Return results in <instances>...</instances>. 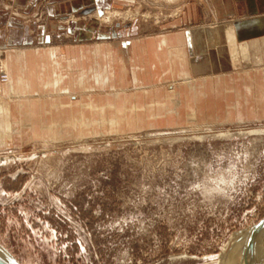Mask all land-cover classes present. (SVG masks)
<instances>
[{"label":"rangeland","instance_id":"rangeland-1","mask_svg":"<svg viewBox=\"0 0 264 264\" xmlns=\"http://www.w3.org/2000/svg\"><path fill=\"white\" fill-rule=\"evenodd\" d=\"M186 1L112 0L99 25L179 28ZM100 77L107 90L113 74ZM119 104L55 116L66 129L0 119V243L21 264H221L230 250L232 264H264V225L251 230L264 221V116L140 126Z\"/></svg>","mask_w":264,"mask_h":264},{"label":"crops","instance_id":"crops-1","mask_svg":"<svg viewBox=\"0 0 264 264\" xmlns=\"http://www.w3.org/2000/svg\"><path fill=\"white\" fill-rule=\"evenodd\" d=\"M111 4L9 0L0 6V63L11 77L0 80V119L7 113L19 133L39 129L44 118L66 129L63 123L85 110L97 117L105 101L109 111L120 102L125 111L136 105L140 126L264 116V0H188L175 20L179 28L154 33L102 31L99 20ZM102 69L113 74L104 91ZM166 81L178 84L168 90L161 86ZM55 116L66 120L59 126Z\"/></svg>","mask_w":264,"mask_h":264},{"label":"water","instance_id":"water-1","mask_svg":"<svg viewBox=\"0 0 264 264\" xmlns=\"http://www.w3.org/2000/svg\"><path fill=\"white\" fill-rule=\"evenodd\" d=\"M264 225V221L253 227L251 230H259ZM0 264H21V262L0 243Z\"/></svg>","mask_w":264,"mask_h":264},{"label":"bare ground","instance_id":"bare-ground-1","mask_svg":"<svg viewBox=\"0 0 264 264\" xmlns=\"http://www.w3.org/2000/svg\"><path fill=\"white\" fill-rule=\"evenodd\" d=\"M248 231V230H247ZM247 231H246V233H247ZM253 238V237H252ZM244 240V239H243ZM253 242H254V240H253ZM253 242L251 241V243H252V245H250L251 247L253 246ZM258 243V242H257ZM260 243H262L261 242V240H260ZM264 245V244H263ZM255 246V245H254ZM263 248H264V246H263ZM252 249V248H251ZM257 249V248H256ZM256 249H254V250H256ZM259 250H260V248H259ZM264 250V249H263ZM262 250V251H263ZM232 253H233V251L232 250H230V252L227 254V255H224L222 258H221V264H232V262H233V260H232ZM240 256H242L241 254H239ZM238 255V256H239ZM237 258H240V257H237Z\"/></svg>","mask_w":264,"mask_h":264},{"label":"built area","instance_id":"built-area-1","mask_svg":"<svg viewBox=\"0 0 264 264\" xmlns=\"http://www.w3.org/2000/svg\"><path fill=\"white\" fill-rule=\"evenodd\" d=\"M1 55L2 54L0 52V57H2ZM0 80L2 83H8L10 81V75L3 67L0 73Z\"/></svg>","mask_w":264,"mask_h":264}]
</instances>
